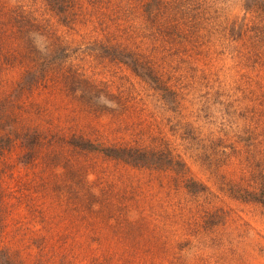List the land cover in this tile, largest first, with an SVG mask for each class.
Instances as JSON below:
<instances>
[{
	"label": "rangeland",
	"instance_id": "obj_1",
	"mask_svg": "<svg viewBox=\"0 0 264 264\" xmlns=\"http://www.w3.org/2000/svg\"><path fill=\"white\" fill-rule=\"evenodd\" d=\"M187 1L0 0V264H264V0Z\"/></svg>",
	"mask_w": 264,
	"mask_h": 264
},
{
	"label": "trees",
	"instance_id": "obj_2",
	"mask_svg": "<svg viewBox=\"0 0 264 264\" xmlns=\"http://www.w3.org/2000/svg\"><path fill=\"white\" fill-rule=\"evenodd\" d=\"M173 0H169V4H167V6H164L161 0H154V5L151 6V9L155 7L156 5V9L157 11L153 14L152 10L150 11V13L147 14L146 12H142L141 14H139L138 18L141 21V25H143L144 27H147L149 25H154L157 24V21L161 19V17L164 15L163 10L165 8H167L170 3L172 5ZM187 6L186 10L182 11V8H178V13L185 15L184 19L185 20H189L190 21V25H189V29L191 33L194 34H200V33H204L205 32V24H206V14L203 13H198L196 12V8L194 7V5H199L197 3V0H188L185 4ZM183 7V6H181ZM245 11L249 12L250 10H252V6L250 7H246L244 8ZM257 9V8H256ZM136 13H138L139 10H137L135 8ZM259 13H257V12ZM256 11H253L254 14H264V9L263 7L258 8ZM260 16V15H259ZM166 18H168L166 16ZM176 21V19H175ZM203 21V22H202ZM176 25L178 24L175 23ZM181 24H186V21H184ZM180 24V25H181ZM175 27L173 28L172 31H174ZM180 28L178 26V29L176 30L179 31ZM101 58L104 59H109L110 61H114V62H123L124 64H126L127 67H129V69H131V71H135L137 73H142L146 70V60H141L137 57V55H135L133 52L131 51H127L126 49H121L118 47H112V48H104L102 50V55ZM150 80L152 81L150 83L151 85H155V84H163L165 85L161 78L156 75V76H152V74H150Z\"/></svg>",
	"mask_w": 264,
	"mask_h": 264
}]
</instances>
